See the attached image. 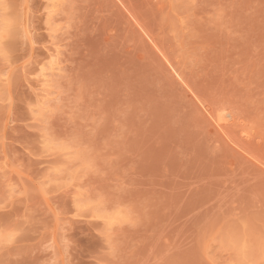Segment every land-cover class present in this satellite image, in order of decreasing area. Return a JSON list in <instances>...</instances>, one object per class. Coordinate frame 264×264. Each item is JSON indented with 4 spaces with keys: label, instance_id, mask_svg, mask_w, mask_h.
<instances>
[{
    "label": "rangeland",
    "instance_id": "obj_1",
    "mask_svg": "<svg viewBox=\"0 0 264 264\" xmlns=\"http://www.w3.org/2000/svg\"><path fill=\"white\" fill-rule=\"evenodd\" d=\"M0 264H264V0H0Z\"/></svg>",
    "mask_w": 264,
    "mask_h": 264
},
{
    "label": "snow or ice",
    "instance_id": "obj_2",
    "mask_svg": "<svg viewBox=\"0 0 264 264\" xmlns=\"http://www.w3.org/2000/svg\"><path fill=\"white\" fill-rule=\"evenodd\" d=\"M9 242H11V239L9 240Z\"/></svg>",
    "mask_w": 264,
    "mask_h": 264
}]
</instances>
